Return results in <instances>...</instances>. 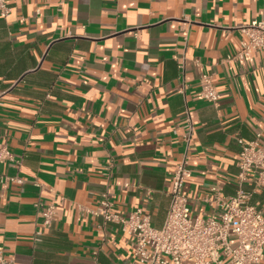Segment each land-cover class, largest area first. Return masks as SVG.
<instances>
[{
    "label": "crops",
    "instance_id": "0c3cea01",
    "mask_svg": "<svg viewBox=\"0 0 264 264\" xmlns=\"http://www.w3.org/2000/svg\"><path fill=\"white\" fill-rule=\"evenodd\" d=\"M8 2L11 15L0 16V141L21 162L0 161V174L21 182L0 185L7 259L139 264L133 237L92 211L106 196L114 211L141 208L162 225L169 172L186 149L185 107L190 212L218 211L209 189L235 192L236 137L261 132L264 146V52L227 59L240 48V26L264 23V0ZM203 73L221 94L216 105L200 96ZM53 193L62 199L44 225L40 211ZM251 202L264 216V186Z\"/></svg>",
    "mask_w": 264,
    "mask_h": 264
},
{
    "label": "built area",
    "instance_id": "2783aa9c",
    "mask_svg": "<svg viewBox=\"0 0 264 264\" xmlns=\"http://www.w3.org/2000/svg\"><path fill=\"white\" fill-rule=\"evenodd\" d=\"M13 7L8 0H0V16L7 18ZM242 33L240 48L227 59H241L253 51L264 52V23L253 20L239 27ZM181 69L183 65L180 64ZM181 83H183L181 77ZM184 95V86L179 89ZM200 96L217 104L220 92L211 74L200 76ZM187 132L184 135L186 149L181 159L169 172L171 188L165 218L160 227L151 224L149 215L141 208L127 214L113 210V204L104 196L99 206L92 211L100 216L103 223H115L133 237L134 256L139 264H261L264 259V216L251 202L252 196L264 186V146L262 133L257 132L252 140L237 136L239 146L237 159V188L233 194L224 195L218 185L210 187L212 202L218 211L200 217L190 212L189 199L184 191L185 178L189 174L187 150L193 125L190 113L185 107ZM8 160L16 167V159L9 148L0 141V161ZM21 182V179L0 174V185L8 180ZM41 189L44 185L38 183ZM246 185H249L247 187ZM52 191V189H50ZM206 200H210V197ZM62 197L53 193L51 199L40 211L42 223L51 224L56 219V209ZM40 203H36L38 207ZM0 264H14L4 255L0 245Z\"/></svg>",
    "mask_w": 264,
    "mask_h": 264
}]
</instances>
